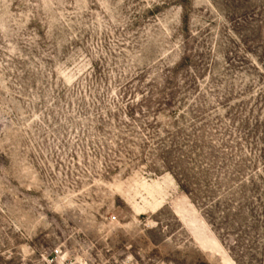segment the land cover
I'll use <instances>...</instances> for the list:
<instances>
[{
  "label": "rangeland",
  "instance_id": "374dc122",
  "mask_svg": "<svg viewBox=\"0 0 264 264\" xmlns=\"http://www.w3.org/2000/svg\"><path fill=\"white\" fill-rule=\"evenodd\" d=\"M0 264H264V0H0Z\"/></svg>",
  "mask_w": 264,
  "mask_h": 264
}]
</instances>
